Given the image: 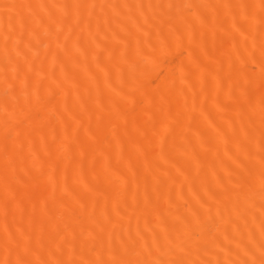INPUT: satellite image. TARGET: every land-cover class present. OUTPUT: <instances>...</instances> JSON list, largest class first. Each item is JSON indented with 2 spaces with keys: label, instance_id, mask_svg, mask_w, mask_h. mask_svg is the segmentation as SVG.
<instances>
[{
  "label": "bare ground",
  "instance_id": "obj_1",
  "mask_svg": "<svg viewBox=\"0 0 264 264\" xmlns=\"http://www.w3.org/2000/svg\"><path fill=\"white\" fill-rule=\"evenodd\" d=\"M0 264H264V0H0Z\"/></svg>",
  "mask_w": 264,
  "mask_h": 264
}]
</instances>
